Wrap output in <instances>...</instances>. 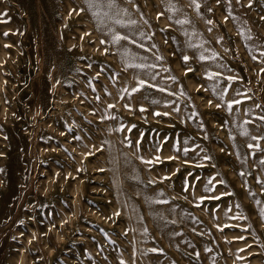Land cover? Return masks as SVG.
<instances>
[{"label":"rangeland","instance_id":"1","mask_svg":"<svg viewBox=\"0 0 264 264\" xmlns=\"http://www.w3.org/2000/svg\"><path fill=\"white\" fill-rule=\"evenodd\" d=\"M113 4L0 0V264H264V0Z\"/></svg>","mask_w":264,"mask_h":264},{"label":"snow or ice","instance_id":"2","mask_svg":"<svg viewBox=\"0 0 264 264\" xmlns=\"http://www.w3.org/2000/svg\"><path fill=\"white\" fill-rule=\"evenodd\" d=\"M85 3L88 5L89 9L99 8V7L103 6V0H85ZM193 3H195V0H193ZM107 6L109 8H112L114 6L113 0H108V5ZM196 7L198 8L199 5L197 4ZM93 14L97 15V16L99 15L98 12H94ZM105 15H107V14L105 13ZM131 23H135V21H131ZM177 23H183V21H177ZM5 35H7V33H5ZM122 39H127V37H123V36H119V35L114 36V41L115 42H118L119 40H122ZM101 43H104V41H101ZM261 55H264V52H262ZM255 58L256 57L254 56L253 59H255ZM183 59H184V61H187L189 59V57L184 56ZM200 59L203 60V59H205V57L203 55H201ZM129 67L142 68V67H144V65H131L130 64ZM208 75H209V79H211L214 74L209 73ZM139 84L142 86V85L145 84V81L141 80V81H139ZM137 90L138 89H133V91H137ZM229 107H231V105H229ZM157 115H159V113H157ZM165 115H167V113H165ZM129 146H130V144H129ZM147 163H151V161H147ZM218 198L219 197H217V199ZM153 251H155V249H153Z\"/></svg>","mask_w":264,"mask_h":264}]
</instances>
